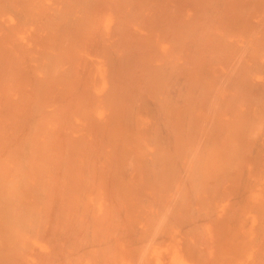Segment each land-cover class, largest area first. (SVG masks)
<instances>
[{
  "label": "bare ground",
  "instance_id": "6f19581e",
  "mask_svg": "<svg viewBox=\"0 0 264 264\" xmlns=\"http://www.w3.org/2000/svg\"><path fill=\"white\" fill-rule=\"evenodd\" d=\"M0 264H264V0H0Z\"/></svg>",
  "mask_w": 264,
  "mask_h": 264
}]
</instances>
